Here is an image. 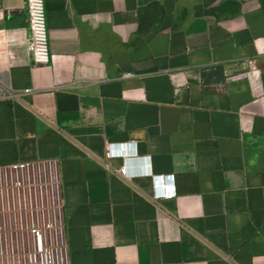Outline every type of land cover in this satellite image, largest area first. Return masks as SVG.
I'll return each mask as SVG.
<instances>
[{
    "label": "crops",
    "instance_id": "1",
    "mask_svg": "<svg viewBox=\"0 0 264 264\" xmlns=\"http://www.w3.org/2000/svg\"><path fill=\"white\" fill-rule=\"evenodd\" d=\"M45 6L36 65L0 0V164L58 160L70 264H264V0Z\"/></svg>",
    "mask_w": 264,
    "mask_h": 264
},
{
    "label": "built area",
    "instance_id": "2",
    "mask_svg": "<svg viewBox=\"0 0 264 264\" xmlns=\"http://www.w3.org/2000/svg\"><path fill=\"white\" fill-rule=\"evenodd\" d=\"M25 6L28 52L36 65H47L52 55L45 0H25ZM30 91L2 89L0 99L16 101ZM124 147V143H108L105 155L118 156L124 153ZM119 172L126 175L127 168L122 167ZM152 177L156 199L176 195L171 176ZM7 255L13 259L15 255L23 257L24 264H70L57 159L0 164V260L4 261Z\"/></svg>",
    "mask_w": 264,
    "mask_h": 264
},
{
    "label": "rangeland",
    "instance_id": "3",
    "mask_svg": "<svg viewBox=\"0 0 264 264\" xmlns=\"http://www.w3.org/2000/svg\"><path fill=\"white\" fill-rule=\"evenodd\" d=\"M22 259H23V257L21 259H19V257L17 255H15L14 259L12 257H9V255H7V257H5V259H4V261L0 260V264H24Z\"/></svg>",
    "mask_w": 264,
    "mask_h": 264
}]
</instances>
